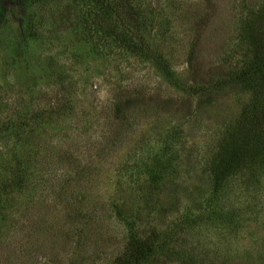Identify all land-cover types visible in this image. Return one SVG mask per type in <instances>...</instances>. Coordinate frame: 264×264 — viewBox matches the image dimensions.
I'll use <instances>...</instances> for the list:
<instances>
[{
  "label": "rangeland",
  "instance_id": "rangeland-1",
  "mask_svg": "<svg viewBox=\"0 0 264 264\" xmlns=\"http://www.w3.org/2000/svg\"><path fill=\"white\" fill-rule=\"evenodd\" d=\"M263 2L1 0L0 264H113L127 239L111 201L137 215L144 236L156 235L142 264H219L234 247L240 255L253 253L238 264H264L262 254L256 257L264 252V170L258 192L233 179L226 197L233 191L238 206H245L244 198L258 199L245 206L256 214L234 236L214 226L185 229L186 218L192 220L209 196L206 167L221 134L250 97L214 81L205 100L191 87L208 85L243 59L246 46H239L236 32L241 8ZM115 13L128 22L127 37L161 46L174 75L184 79L182 87L150 57L115 39L120 32L108 34ZM119 93L132 99L127 118L136 121L115 142ZM173 129L181 134L174 146L185 149L180 175L170 179L178 176L184 189L177 191L181 203L172 209L166 204L170 211L164 214L155 210V195L146 196V187L134 190L131 167L140 152L162 146L159 134ZM73 191L66 204L62 194ZM170 221L183 225L167 248L162 244L171 231L163 230Z\"/></svg>",
  "mask_w": 264,
  "mask_h": 264
},
{
  "label": "trees",
  "instance_id": "trees-1",
  "mask_svg": "<svg viewBox=\"0 0 264 264\" xmlns=\"http://www.w3.org/2000/svg\"><path fill=\"white\" fill-rule=\"evenodd\" d=\"M0 6H2L1 0ZM3 8L4 6H2ZM241 10L245 14L242 12L243 16L237 22V42L239 46H246V49H242L243 59L239 61L240 64L238 62L234 68L227 70L219 77L208 79L210 81L208 85H200L199 83L197 86L191 87L190 90L194 96L197 95L198 98L206 100V98L211 97V91L209 90L211 87L209 85L211 82L217 81L219 82L218 84H226L224 86L231 84L233 87H237L242 92H248L250 95L243 103L244 105L236 118L233 119L234 121L223 130L219 146L210 157V163L206 167L210 177V193L207 200H205V204H201L203 208L201 206L198 207L199 213L193 216L192 220L186 218L189 223L186 224L185 229L188 231L201 232L203 228L214 226L219 229L221 234L226 235L228 233L229 237L234 236L239 230V226L244 224L248 217L256 214L254 213L256 211L249 212L248 207L246 208L245 206L250 208L252 201L258 200L244 198L241 203H245V206H238L232 198L233 191L230 193V197H226L231 187L236 185L233 183V179L239 177L241 183L245 184L244 189H254L253 191L258 192L262 186L264 170V166H260L264 163V2L254 6L244 5ZM115 11L120 12V10ZM3 12L0 8V19ZM122 17V14H114L112 18L113 26L111 24V27L105 28L108 34H115V31L118 34L121 33L120 36L115 34V39L122 40L124 46L131 51L140 52L141 55L144 53L145 57H150L160 70L162 69L168 76L174 77V82L176 81L175 83L182 87L184 79L174 75L176 72L171 70L169 63L163 58L161 46L157 45L160 47L157 48L156 44L145 38L142 39V36L136 41L127 37L130 27L128 22ZM96 31H98V28H96ZM212 85L215 86L214 84ZM209 91L210 94L208 96ZM114 99L113 113L116 120L119 121V128H113L111 134L113 135V141L120 142L123 138L122 135L128 130H132L136 118L132 120L127 118V110L129 108L127 106H131L130 102L132 99L130 100L127 95L120 93L115 95ZM130 117H134V114L131 113ZM159 137V142L162 146L145 154V156L141 152L139 153L137 166L131 167L133 171V179L131 181L135 183L134 190L136 186H138L137 190L146 187V196L155 195V210L167 214L175 204L181 203V198L177 191L178 188L179 191H182L184 186H181L180 182H178V176L182 166L180 160L185 148L174 146V143H177L176 141L181 138V134L174 131V129L170 133L159 134ZM135 149L137 148L134 145L132 150ZM125 161L123 165L126 164ZM174 173L178 174L177 178L170 179ZM12 180L15 182L18 179L13 178ZM25 187L29 188L28 184ZM37 192H40V190L38 189ZM75 192H69V195L63 193L62 199L64 201L67 200L66 197H71ZM140 193L143 194L142 191ZM58 194L61 196L60 193ZM65 203L67 204L68 202L65 201ZM166 204L170 206L169 210L166 209ZM163 205H165V208L160 210ZM108 206L120 217V221L124 224L126 230L127 239L122 252L116 257L113 264H142L153 251L151 243L156 239L155 233L144 236L142 231L139 232L133 219L137 215L132 212L124 213L117 201H111ZM256 209L259 210L260 207H256ZM81 214H83L82 211L76 210V215L79 216ZM130 216L132 219H129ZM145 220L148 223L153 222L149 216ZM171 223L176 227L172 229L173 225H167L168 227L166 226L163 230L165 234L167 230L171 231V239L169 238V241L167 240V242L162 244L167 248L172 245L173 242L171 241L175 240V238H172V233L180 236L179 232H181V229L177 227L183 225L181 222ZM233 250V253H231V250L227 251L219 264H229L230 261H232V264H238V262L247 261L249 256L253 257L251 252L247 253L248 255H240L239 251L236 252L235 247ZM261 254L264 256V252H257L256 257Z\"/></svg>",
  "mask_w": 264,
  "mask_h": 264
}]
</instances>
